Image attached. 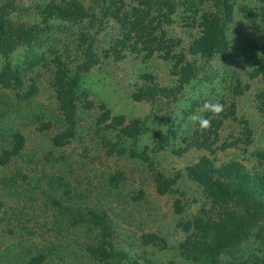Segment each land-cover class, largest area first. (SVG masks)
<instances>
[{
  "label": "rangeland",
  "instance_id": "rangeland-1",
  "mask_svg": "<svg viewBox=\"0 0 264 264\" xmlns=\"http://www.w3.org/2000/svg\"><path fill=\"white\" fill-rule=\"evenodd\" d=\"M14 1V21L31 25L42 20L36 10L42 0ZM249 1L232 0L227 51L210 59L188 57L196 69L188 82L172 74L163 51L149 52L144 49L147 44L135 46L134 37L124 39L119 24L101 16L98 0H79L92 14L89 20L53 24L52 46L63 53L65 63L76 57L73 43L78 33L89 36L97 63L83 75L77 92L76 136L62 140L61 146L53 143L62 129L52 86L55 56L26 73L27 88L33 79L38 89L32 99L23 101L17 96L20 91L0 85V264H28L41 252L44 264H204L178 248L184 240L181 222L202 215L208 202L187 167L210 153L196 146L186 150V144L205 142V134L215 152L210 157L218 163L235 160L249 173L264 174V160L257 158V153L264 154V112L257 109L264 85L261 78H250L251 63L242 60L237 44L239 39L262 43L257 23L241 11L243 6L249 9ZM6 2L0 0L1 5ZM124 4L121 9L119 1L106 3L112 12L119 10V18L131 6L137 8L132 0ZM170 19L164 28L174 43L182 42L172 49L179 54L196 29L184 27L180 18ZM24 55L25 49L19 47L12 64H20ZM78 55L81 61L84 54ZM145 82L166 91L153 102L134 100L132 95ZM238 82L241 94L234 90ZM206 102H222L223 111L215 115L205 110ZM105 114L108 119L97 122ZM192 115L209 119L210 129H200ZM114 117L124 118L138 134L128 138L110 128L117 121ZM216 120L223 125L215 138L208 133ZM16 134L23 136L24 144L15 156L10 153L20 145ZM228 143L235 145L219 149ZM51 200H60L71 213L58 210ZM87 205L107 212L115 232L112 243L127 253L123 259L105 263L84 252L82 258L72 259L58 246L72 241L74 250H80L84 242L100 243L101 232L91 223L72 225L73 210ZM147 234L165 243L147 245L143 242Z\"/></svg>",
  "mask_w": 264,
  "mask_h": 264
},
{
  "label": "trees",
  "instance_id": "trees-1",
  "mask_svg": "<svg viewBox=\"0 0 264 264\" xmlns=\"http://www.w3.org/2000/svg\"><path fill=\"white\" fill-rule=\"evenodd\" d=\"M98 1L101 2V6H97L98 9L100 7L101 16L116 21L125 35L124 39L129 40L134 37L135 46L147 44L149 46L145 45L144 49L149 52L163 51L165 59L171 62L172 74L187 82L196 72L194 61H190L188 57L210 59L216 54L227 51L230 46L228 28L232 23V0H132L137 4V8L131 6L129 12H122L125 14L124 18H119V10L116 13L112 12L109 5H106L107 2L115 3V0ZM116 1H119L123 9L124 0ZM126 1H129L130 5L131 0ZM251 1L253 3L249 1L251 5L249 9L243 6L241 11L257 23L256 31L262 43L248 40L241 43L239 39L237 44H240L242 60L251 63L250 78H261L264 85V0ZM14 3V0H8L0 4L2 59L0 85L20 91L22 95L17 92V96L23 101L32 99L37 95L38 89L33 79H29L30 86L27 88L26 73L35 72L40 63L55 56L52 61L55 63V70L51 73L52 86L62 129L60 128V133L54 136L53 143L55 146H61L62 140L67 141L76 136L77 92L83 75L97 63V60L94 55L95 46L89 43V36L78 33L73 43L76 57L73 61L65 63L63 53L54 51L51 28L55 23L59 25L83 23L89 20L92 14L88 13L89 9L79 0H42L36 4L38 14L43 16L42 20L36 24L26 25L13 20ZM91 9L95 10V7ZM172 16L180 18L184 22V27L191 31L196 29L188 46L179 54L172 49L182 42L177 40L174 43L172 38L167 37L164 28L165 24L171 21ZM19 47L25 49L24 59L20 64H12L14 61L12 56ZM81 52L84 58L80 61L78 53ZM239 84L238 82L234 90L235 93L241 94ZM165 91L164 88L153 83L145 82L132 97L136 101L153 102L159 93L164 94ZM257 99L260 102L257 109L263 113L264 88L260 90ZM107 119L108 115L105 114L97 122H105ZM113 119L117 121L110 128L119 129L124 137L134 138L138 134L136 128L124 123V118ZM119 120L121 123L117 124ZM222 125V120H216L212 126L213 130L208 135L216 138L217 131ZM250 133L247 131L249 136ZM202 136L205 142L197 144L194 140L186 144L185 149L190 150L196 146L210 153L209 156L207 154L200 156L196 162L187 167L188 174L204 188L208 200L204 206L207 210H202V215L184 220L181 222L182 225L179 224L182 226L184 240L178 248L194 261L204 264H264V174L249 173L244 165L235 160L218 163L215 156L210 157L215 152L211 149V144L207 143L209 136L207 138L205 134ZM18 140L20 145L15 144L13 148L15 150L10 153L15 156L23 149L24 138L21 134H16V141ZM234 145V143L222 144L219 149L225 150ZM257 158L264 160V154L257 153ZM67 192L71 196L72 192ZM51 201L52 205L59 208L58 210L71 213L72 209L60 200ZM89 206L82 209L78 206L73 210L72 225L91 223L101 232L100 236L98 235L100 243L96 245L84 242L81 246L77 245L80 250H74L73 246L76 243L72 241L65 242L64 246H58L68 252L72 259L82 258L80 256L82 252L105 263L123 259L127 253L112 243L115 232L107 212L102 208ZM213 211H217V214L211 218L209 214ZM143 242L147 245L165 243L161 237L154 234L144 235ZM70 246L71 250H69ZM44 256L45 254L41 252L37 258L30 259L28 264H44Z\"/></svg>",
  "mask_w": 264,
  "mask_h": 264
},
{
  "label": "clouds",
  "instance_id": "clouds-1",
  "mask_svg": "<svg viewBox=\"0 0 264 264\" xmlns=\"http://www.w3.org/2000/svg\"><path fill=\"white\" fill-rule=\"evenodd\" d=\"M204 109L212 112L215 115H219L223 111V105L220 103H205L203 105ZM191 120L193 123H198L200 129L207 130L211 127V121L203 116L192 115Z\"/></svg>",
  "mask_w": 264,
  "mask_h": 264
}]
</instances>
